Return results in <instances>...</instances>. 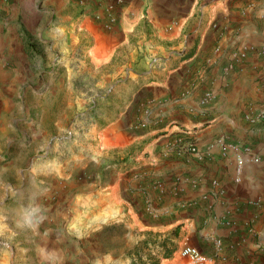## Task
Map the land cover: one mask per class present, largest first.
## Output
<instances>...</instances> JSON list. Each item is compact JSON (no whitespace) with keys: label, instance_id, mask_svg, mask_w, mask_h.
<instances>
[{"label":"crops","instance_id":"0c3cea01","mask_svg":"<svg viewBox=\"0 0 264 264\" xmlns=\"http://www.w3.org/2000/svg\"><path fill=\"white\" fill-rule=\"evenodd\" d=\"M34 33L84 85L108 211L140 222L147 181L152 230L181 228L205 264H264V0H0V80L26 83ZM154 55L165 67L149 72Z\"/></svg>","mask_w":264,"mask_h":264},{"label":"rangeland","instance_id":"374dc122","mask_svg":"<svg viewBox=\"0 0 264 264\" xmlns=\"http://www.w3.org/2000/svg\"><path fill=\"white\" fill-rule=\"evenodd\" d=\"M34 34L29 43L33 65L26 83L20 87L16 82L11 85L10 79L0 80V264L173 261L184 245L192 244H183L178 228V237L166 245L174 251L165 258L160 244L175 227L155 231L149 226L151 208L162 204L149 182L142 181L140 222H133L127 211L121 215L108 211L102 195L107 161L97 164L87 156L96 114L87 115L86 106L78 108L72 93L84 85L71 86L58 57L47 62L41 46L50 45L40 46ZM10 86L13 92L5 93ZM74 122L76 134L64 139ZM117 159L108 161L118 168L123 161ZM33 209L39 211L28 223L26 214ZM146 238L151 242L138 245Z\"/></svg>","mask_w":264,"mask_h":264},{"label":"built area","instance_id":"2783aa9c","mask_svg":"<svg viewBox=\"0 0 264 264\" xmlns=\"http://www.w3.org/2000/svg\"><path fill=\"white\" fill-rule=\"evenodd\" d=\"M180 55V52H179ZM165 67V59L161 56L154 55L152 56L147 64L146 68L149 72L156 71L159 69H164ZM96 108V103L92 101L89 105V112L94 113ZM76 134V122L72 123L70 128L66 131V134L64 136V139L72 138ZM183 141V140H182ZM181 142V141H180ZM187 150L190 153H197V150L195 146L192 144V142H186ZM243 161H250L252 163H259L258 157H247L244 158ZM214 246L216 248L220 247V242L217 240L214 242ZM180 257L184 259L183 264H205L206 263V257L201 253V251L198 249V247L194 245H184L183 248L180 251Z\"/></svg>","mask_w":264,"mask_h":264},{"label":"trees","instance_id":"16d2710c","mask_svg":"<svg viewBox=\"0 0 264 264\" xmlns=\"http://www.w3.org/2000/svg\"><path fill=\"white\" fill-rule=\"evenodd\" d=\"M178 234H179V230H178V227H177V228H175V229L169 234V236L167 237V239H165V240L160 244V246H162L163 249H164V256H165V258H169V257L171 256L172 252L174 251V248L167 249V247H166L167 243H168L169 241L173 240V239H176V238L178 237ZM150 242H151V240L146 238V239L142 240L141 242H139L138 245L143 246V245H147V244L150 243ZM170 246H173V244L170 243ZM138 260H140V258H138ZM156 263H157V261H156L154 264H156ZM139 264H145V263H139Z\"/></svg>","mask_w":264,"mask_h":264},{"label":"clouds","instance_id":"9594fccd","mask_svg":"<svg viewBox=\"0 0 264 264\" xmlns=\"http://www.w3.org/2000/svg\"><path fill=\"white\" fill-rule=\"evenodd\" d=\"M38 209H33L30 213L26 214V222L31 223L32 217L38 212Z\"/></svg>","mask_w":264,"mask_h":264}]
</instances>
